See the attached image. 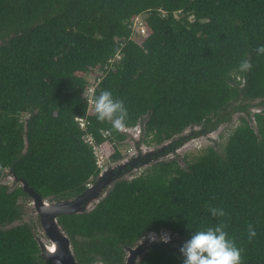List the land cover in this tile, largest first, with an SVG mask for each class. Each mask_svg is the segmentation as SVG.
<instances>
[{"label":"trees","instance_id":"16d2710c","mask_svg":"<svg viewBox=\"0 0 264 264\" xmlns=\"http://www.w3.org/2000/svg\"><path fill=\"white\" fill-rule=\"evenodd\" d=\"M261 46L264 0H0V178L24 180L44 199H69L101 172L98 150L119 160L128 136L97 120L91 89L124 103L125 128L141 123L142 143L170 142L156 159L182 146L190 126L210 133L240 113L221 150L208 147L185 168L160 159L116 182L92 211L58 223L79 264H123L124 246L151 233L183 244L216 227L242 250V264H264ZM245 61L251 70L241 72ZM21 197L22 186L0 184V264H51L32 225H12ZM183 259L175 246L158 245L139 264Z\"/></svg>","mask_w":264,"mask_h":264},{"label":"water","instance_id":"95a60500","mask_svg":"<svg viewBox=\"0 0 264 264\" xmlns=\"http://www.w3.org/2000/svg\"><path fill=\"white\" fill-rule=\"evenodd\" d=\"M141 131V123L136 126V132H134L131 128L125 127L122 130V132L128 136L132 149L134 148L135 151L137 148L134 144L140 140ZM169 143V141L165 142L160 145V148H157L158 150L155 149V152H151L156 154L157 151L159 152ZM141 149L142 151L138 152V155L135 156V158H131L129 161L127 160L119 163L116 162L109 167L101 169V172L96 180L80 195L73 198L57 200L44 199L40 194L36 193L31 187H29L26 181H19L24 192L31 199L32 206L35 209L36 215L39 217V221L46 238V240L43 241L42 239H37L36 237L42 258L48 260L51 264H79L75 256L72 242L58 223V217L60 215L82 214L92 211L96 205L107 196L108 192L113 188L116 182L122 179L129 180V176L126 178L125 175H130L129 171L136 165V162H139L138 165H145V167L147 165L151 166L153 163H150L151 161L148 159V155H150L151 152L145 156L142 154L146 148L142 147ZM140 156L145 157L141 158ZM156 161L157 160L155 159L154 163H156ZM127 165H131L130 169H126ZM141 169L142 166H139V170ZM135 170L137 169L135 168ZM13 178L17 181L15 177ZM165 234L168 241L169 238H172L171 235H174L169 232ZM47 241L49 243H47ZM158 245H164L163 239H160L157 235L150 234L149 237L142 238L133 246H124L125 256L123 264H139L145 253ZM93 264L105 263L98 261Z\"/></svg>","mask_w":264,"mask_h":264},{"label":"rangeland","instance_id":"374dc122","mask_svg":"<svg viewBox=\"0 0 264 264\" xmlns=\"http://www.w3.org/2000/svg\"><path fill=\"white\" fill-rule=\"evenodd\" d=\"M134 27L136 29V32H138V33L142 32V29L138 28L139 27V21L138 20L135 21ZM136 39H137V36H136ZM90 79L92 80L93 76L90 77ZM92 106H94L93 103H92ZM261 108L262 107H257L255 109H252V111L253 112H260ZM241 115H243V114H240V113L233 114L228 122L220 125L216 130H214L210 133H206V134L196 135L195 134L196 132H200L203 129H201L200 126H190L182 134L183 137L187 138L186 141L182 144V146H180L178 149H176V151L174 153H170L168 155L160 156L159 159L155 158L158 156V154H155L153 152H155V149L160 148V146L155 145V144L142 143L139 140L140 143H138L139 142L138 141L137 142L138 144L137 143L134 144V146L137 148L135 151L134 148L132 149L130 141L128 140L129 138H127L123 142L119 143V151L121 152L122 157L117 161H109L104 156V153H102V150L99 148L100 150H98V152H97L99 165L103 169L105 167L111 166L112 164H114L116 162L119 163L122 161H127V160L129 161L131 158H135V156L138 155V152L142 151L141 148L143 147V148H146V150L144 151V153L142 155L146 156V154L153 151V152H151L152 154L150 153V155H148V156H150V158H151V156H154V158H151L150 163L154 164L155 159L157 160L156 162H158L160 159L167 160V161L175 160L176 163L180 167L185 168L188 163L193 162L197 156L203 154L208 147L214 146L216 150H221L222 147L225 145L226 141L228 140V137L233 133V131L236 129V127L240 125L239 116H241ZM251 125L254 126L253 121H251ZM134 132H136V130ZM209 136H212V137H209ZM161 150H163V149H161ZM145 156H140V157L143 158ZM138 164H139V162L138 163L136 162V165L134 167H132V169H130V171H129L130 175H125L126 178L129 176L128 179H131V178L139 175L140 173L144 172L148 168H150V165L149 166L147 165L145 167V165H142V164L138 165ZM139 166H142L141 170H139ZM135 168L137 170H135ZM0 184L9 185L10 188H12L13 186H22L19 181H15L14 178L12 176H9L8 174H6L3 178H0ZM53 199H55V198H53ZM55 200H57V199H55ZM19 204H20L21 209H22V211H21L22 216H21L20 220L15 221L14 223H12V225L28 223L29 225H32V227L34 228V230H35L34 233H35V236L37 237V239H42L43 241L46 240L43 229H42L40 221H39V217L36 215L35 209L32 206L31 199L28 196L27 197H21L19 199ZM165 233H167V232L166 231L165 232L160 231L157 236L160 237V239L167 238V236H165L166 235ZM153 235H156V234H153ZM149 236H150V234L145 236V237H149ZM171 237L173 239L172 241L163 242V244L167 245V246H169V245H172L173 247L175 246V248H178L180 250V248L184 244V243L183 244L178 243L177 238H180V237H176L174 235H171ZM47 243H49V242L47 241Z\"/></svg>","mask_w":264,"mask_h":264},{"label":"clouds","instance_id":"9594fccd","mask_svg":"<svg viewBox=\"0 0 264 264\" xmlns=\"http://www.w3.org/2000/svg\"><path fill=\"white\" fill-rule=\"evenodd\" d=\"M256 52L258 55H264V46L258 47ZM251 67L252 65L245 61L240 65L239 70L246 72L251 70ZM90 97L92 99L90 101H93L94 104L97 120L99 122L109 121L116 131H122L128 116L124 103L115 100L112 93L107 91L102 92L99 96L92 92ZM131 129L135 131L136 127ZM96 156L100 167L97 153ZM210 211L213 217L225 216V212L221 209H211ZM247 235L250 241L256 237V231L252 226H249ZM162 239L163 242H168L167 238ZM169 239L172 241V238ZM180 254L184 258L183 264H242V250L228 238L223 227L209 228L192 234L180 248Z\"/></svg>","mask_w":264,"mask_h":264},{"label":"built area","instance_id":"2783aa9c","mask_svg":"<svg viewBox=\"0 0 264 264\" xmlns=\"http://www.w3.org/2000/svg\"><path fill=\"white\" fill-rule=\"evenodd\" d=\"M90 93H91V90H90ZM92 103V102H91ZM78 120V122H79V124H80V126L81 127H84L85 126V123H84V121H83V119L82 118H79V119H77ZM90 140V142L92 141L91 139H89ZM97 153V152H96ZM89 185V184H88Z\"/></svg>","mask_w":264,"mask_h":264},{"label":"flooded vegetation","instance_id":"af4514ba","mask_svg":"<svg viewBox=\"0 0 264 264\" xmlns=\"http://www.w3.org/2000/svg\"><path fill=\"white\" fill-rule=\"evenodd\" d=\"M173 240V239H172Z\"/></svg>","mask_w":264,"mask_h":264}]
</instances>
